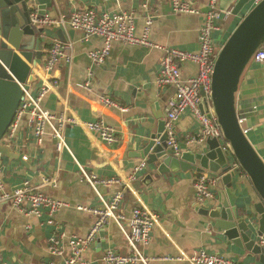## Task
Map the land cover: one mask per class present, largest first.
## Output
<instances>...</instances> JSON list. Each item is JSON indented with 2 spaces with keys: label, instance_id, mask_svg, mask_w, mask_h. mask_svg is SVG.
<instances>
[{
  "label": "crops",
  "instance_id": "crops-1",
  "mask_svg": "<svg viewBox=\"0 0 264 264\" xmlns=\"http://www.w3.org/2000/svg\"><path fill=\"white\" fill-rule=\"evenodd\" d=\"M237 1L219 0L217 6L220 11H232L231 15L219 22V28L213 33L219 45H223L253 7V0H249L236 14L233 10ZM209 2L194 0L201 13L188 14L173 11L170 0H53V6L48 8L46 14L52 18L64 16L68 19L72 12L84 8L133 12L138 34L143 32L146 19L152 17L150 36L154 42L197 52L200 49L199 27L203 15L209 10ZM84 36L83 31L69 25L66 28L62 25L45 26L41 58H38L36 65L31 64L36 75L31 87L35 91L40 86L36 71L44 69L50 45L56 40L72 43L73 60L71 63L60 61L51 73V78L58 80V89L57 93L46 95L43 105L59 118L86 122L102 120L115 127L117 141L108 143L98 132L88 134L80 125L67 122L64 134L70 150L57 151L56 141L51 136L45 138L44 146L40 149L23 120L10 147L21 157L27 155L28 161L0 155V168L7 190L20 187L26 179L41 184L45 177L56 178L57 187L42 185L47 194L70 203L69 207L57 213L58 225L69 235L84 237L95 216L77 210L76 205L98 206L100 199L93 187L81 180V165L100 177L123 179L121 183L100 186L99 189L106 199H111L116 190L123 191L125 196L120 210L125 215L128 216L136 206L147 207L158 215L151 242L143 248L152 259L151 264H191L187 257L200 249L224 255L239 264H261L255 255L228 244L227 239L212 229V224L201 215L194 190L198 172L159 173L157 164H149L147 159L139 156L140 149L156 132L160 120L166 118V108L176 100L175 85L158 87L156 84L163 50L115 42L107 61L99 65L92 62L89 53L102 47V37L94 36L86 40ZM180 68L184 81L198 73V65L191 61L184 62ZM87 80L90 81V89L84 86ZM103 96L115 105L106 104ZM239 99L243 128L264 158V73L260 65L252 63ZM55 123L58 125V122ZM174 126L183 151L200 145V123L191 111L186 110ZM142 161L146 162V166L136 171V178L129 179ZM235 189L236 205L245 208V213L254 214V205L260 198L249 178L245 175L239 178ZM214 193L215 197L206 200L202 206L209 207L219 198L215 185ZM46 219V215L36 217L22 214L8 202L0 204V264L49 261L48 239L52 228ZM259 237L255 236L256 241H259ZM109 248L121 253L129 250L127 241L114 222L101 231L84 256L94 259L95 264H107L100 259ZM166 257L182 259L167 260Z\"/></svg>",
  "mask_w": 264,
  "mask_h": 264
},
{
  "label": "built area",
  "instance_id": "built-area-1",
  "mask_svg": "<svg viewBox=\"0 0 264 264\" xmlns=\"http://www.w3.org/2000/svg\"><path fill=\"white\" fill-rule=\"evenodd\" d=\"M261 0H253V6ZM219 0H210L209 10L203 15V21L199 27L200 49L197 52H187L176 47L160 45L151 39L153 19H146V26L141 34L137 33L135 24L136 16L133 12L114 11L104 12L94 8L77 9L66 19L64 16L52 18L49 14L40 15L35 8L31 11V19L39 27L47 25H68L74 29L84 32V38L99 36L103 39L102 47L92 50L89 57L95 64H104L115 42L128 45H143L149 48L162 49L164 52L161 68L159 70L156 84L158 87L175 85L176 100L166 108V131L168 133L167 144L174 153H181V144L175 132V122L182 114L189 110L198 119L201 129V140L208 137L223 138L221 128L213 112L211 105L212 76L215 63L222 45L215 42L213 33L219 28V22L232 14L231 10L220 11ZM171 7L176 13L200 14L201 11L194 4V0H170ZM145 7L147 5H144ZM73 45L70 42L56 40L48 48L44 69L36 71L37 79L40 81L38 88L32 89V83L28 88L23 86L24 99L19 105L14 120L3 137L2 142L11 146L22 121L31 129L37 146H44L45 138L51 136L56 141V149L62 152L69 149L67 144L64 125L71 122L80 125L88 134L96 131L102 139L108 143L117 141V130L114 126L98 121H78L75 118L57 117L56 114L43 105V100L50 92L58 89V80L51 78L58 63L62 60L71 63ZM191 61L198 65V73L190 79H181V64ZM253 63L260 65L264 73V44L255 55ZM85 88L90 89V81L84 83ZM106 104L113 103L109 98L102 97ZM209 103L210 112L203 110V103ZM58 122V125H56ZM243 119L240 117V122ZM192 141V140H191ZM190 141V142H191ZM227 147L230 148L227 142ZM70 150V149H69ZM28 161L27 155L22 156ZM146 166L142 161L129 179L136 178V171ZM79 176L81 180L90 184L95 190L100 205L90 206L77 204L76 209L90 212L95 220L86 236L69 235L58 225L56 215L70 203L53 197L43 190V185L57 187L56 178H43V183L36 184L26 179L22 185L14 190H7L3 171L0 168V204L11 203L19 212L27 216L42 217L46 215V221L51 226V234L48 239L49 261H41L39 264H95L94 259L84 256V252L97 239L102 230L110 223L118 225L122 235L127 241L129 250L121 253L117 249L109 248L105 251L100 261L107 264H151L152 259L146 255L143 248L150 244L152 231L158 222V215L147 207L136 206L127 216L121 212L120 207L124 201V192L116 190L111 199L104 198L100 186H109L123 182L118 177H100L93 172L87 171L79 165ZM241 176L247 175L241 170ZM214 179L206 173H199L194 181L195 198L199 203L215 197ZM43 184V185H42ZM259 243L264 247V234L259 237ZM167 260H181L182 257H166ZM191 264H239L235 260L221 254H212L205 249H200L187 257Z\"/></svg>",
  "mask_w": 264,
  "mask_h": 264
},
{
  "label": "water",
  "instance_id": "water-1",
  "mask_svg": "<svg viewBox=\"0 0 264 264\" xmlns=\"http://www.w3.org/2000/svg\"><path fill=\"white\" fill-rule=\"evenodd\" d=\"M248 1L238 0L233 12L239 13ZM52 6L53 0H0V155L10 159L22 157L2 140L24 99L23 86L28 88L36 80L31 64L36 65L43 52L44 27L34 24L30 13L36 8L40 15H45ZM263 44L261 0L223 43L215 63L211 105L223 138L208 137L195 149H181L177 155L167 144L165 118L139 151V156L149 164H157L159 173L194 170L212 177L219 198L209 207L198 203V210L228 244L255 255L261 264L264 247L255 236L264 234V158L240 122L239 97L246 74ZM202 107L210 112L207 101ZM241 170L260 198L254 205V214L245 213V208L236 205L235 184L242 177Z\"/></svg>",
  "mask_w": 264,
  "mask_h": 264
},
{
  "label": "rangeland",
  "instance_id": "rangeland-1",
  "mask_svg": "<svg viewBox=\"0 0 264 264\" xmlns=\"http://www.w3.org/2000/svg\"><path fill=\"white\" fill-rule=\"evenodd\" d=\"M27 126V125H26ZM126 240V239H125Z\"/></svg>",
  "mask_w": 264,
  "mask_h": 264
}]
</instances>
